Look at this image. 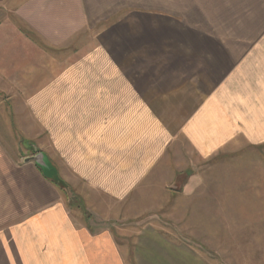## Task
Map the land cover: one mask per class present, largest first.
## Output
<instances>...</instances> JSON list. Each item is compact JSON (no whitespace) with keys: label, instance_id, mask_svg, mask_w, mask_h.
I'll return each mask as SVG.
<instances>
[{"label":"crops","instance_id":"crops-1","mask_svg":"<svg viewBox=\"0 0 264 264\" xmlns=\"http://www.w3.org/2000/svg\"><path fill=\"white\" fill-rule=\"evenodd\" d=\"M197 92L264 132V0H0V264H117L50 156L25 163L36 133L63 141L52 133L79 100L92 116L163 117Z\"/></svg>","mask_w":264,"mask_h":264},{"label":"rangeland","instance_id":"rangeland-1","mask_svg":"<svg viewBox=\"0 0 264 264\" xmlns=\"http://www.w3.org/2000/svg\"><path fill=\"white\" fill-rule=\"evenodd\" d=\"M185 102L180 115L92 116L79 100L52 133L63 141L37 132L29 154L50 156L70 213L117 264H264V132L227 125L198 92Z\"/></svg>","mask_w":264,"mask_h":264},{"label":"water","instance_id":"water-1","mask_svg":"<svg viewBox=\"0 0 264 264\" xmlns=\"http://www.w3.org/2000/svg\"><path fill=\"white\" fill-rule=\"evenodd\" d=\"M28 162H34L41 169H46L47 167H49L47 158L42 153H39V154H37L35 156L27 158L25 160V163H28Z\"/></svg>","mask_w":264,"mask_h":264}]
</instances>
